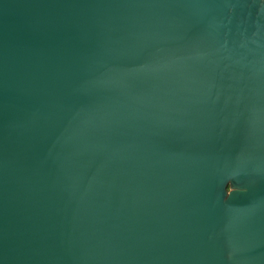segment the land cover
<instances>
[{
	"label": "water",
	"instance_id": "water-1",
	"mask_svg": "<svg viewBox=\"0 0 264 264\" xmlns=\"http://www.w3.org/2000/svg\"><path fill=\"white\" fill-rule=\"evenodd\" d=\"M0 264H264V0H0Z\"/></svg>",
	"mask_w": 264,
	"mask_h": 264
}]
</instances>
